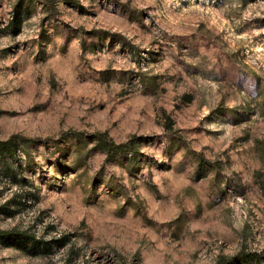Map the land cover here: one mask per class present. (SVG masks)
Returning a JSON list of instances; mask_svg holds the SVG:
<instances>
[{
  "label": "rangeland",
  "instance_id": "rangeland-1",
  "mask_svg": "<svg viewBox=\"0 0 264 264\" xmlns=\"http://www.w3.org/2000/svg\"><path fill=\"white\" fill-rule=\"evenodd\" d=\"M70 1L0 0V264L264 254V0Z\"/></svg>",
  "mask_w": 264,
  "mask_h": 264
},
{
  "label": "trees",
  "instance_id": "trees-1",
  "mask_svg": "<svg viewBox=\"0 0 264 264\" xmlns=\"http://www.w3.org/2000/svg\"><path fill=\"white\" fill-rule=\"evenodd\" d=\"M51 0H17L16 2V13L13 21L11 23L12 33L18 34L21 31V13H18V9H24V13L26 17L30 16V11L33 8L34 4L40 2L49 8V11L52 13L53 8L51 5L49 6V2ZM67 4L73 6L74 3L70 0H66ZM18 13V14H17ZM125 45L124 43H122ZM18 137H13L6 142H0V157H13L16 154L17 149L19 148L16 140ZM93 139L96 141L95 150L98 149L99 151L105 153L107 155V159H111L116 156H125L128 153H132V157L129 159V162L134 164H138V156L141 155L139 150L137 149V144L142 140L139 137H133L126 143L116 144L108 139L106 134L99 133L94 135ZM199 160V168H198V178H202L201 174L204 170H210L212 165L205 161L199 155L197 156ZM4 236L0 233V237ZM9 246H16V245H9ZM218 264H264V254L257 253V252H248V251H241L237 255L230 257V258H222L218 262Z\"/></svg>",
  "mask_w": 264,
  "mask_h": 264
}]
</instances>
